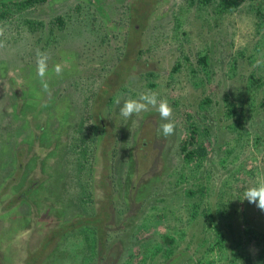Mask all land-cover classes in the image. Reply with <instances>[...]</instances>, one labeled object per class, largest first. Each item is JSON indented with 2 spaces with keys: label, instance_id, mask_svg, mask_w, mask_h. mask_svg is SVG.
Instances as JSON below:
<instances>
[{
  "label": "rangeland",
  "instance_id": "374dc122",
  "mask_svg": "<svg viewBox=\"0 0 264 264\" xmlns=\"http://www.w3.org/2000/svg\"><path fill=\"white\" fill-rule=\"evenodd\" d=\"M90 1L53 0L0 25V264H15L14 259L32 254L25 253V245L58 221L52 199L60 202L68 219L66 213L79 207L82 198L83 205L99 200L110 214L102 219L108 251L96 258L94 246L90 250L78 244L71 264L86 259L84 264H195L202 253L200 264L225 261L216 251L205 255L212 239L203 210L220 199L237 204L238 189L244 193L264 178V108L255 105L260 96L251 114H240L246 116L241 121L258 127L257 134L251 135L249 125L227 130L231 120L225 117L213 126L219 132L211 129L210 141H191L190 132L193 118L206 119L202 122L207 126L211 116L224 115V94L232 92L228 98L234 100L243 90L240 86L254 66L245 57L254 54L264 19L249 5L219 13L190 0H159L154 5L146 0L152 13L147 24L140 20L146 24L139 29L146 50L140 64L129 63L130 72L115 76L106 94L95 98L109 61L120 57L127 3ZM76 4L80 14L73 9ZM68 8L65 18L71 22L60 28L55 16ZM37 49L49 55V89L60 84L65 92L49 103L36 74ZM203 55L210 59L206 70L197 67ZM56 64L63 67L60 76L54 72ZM149 90L166 98L173 109L175 131L168 137L158 131L165 121L151 106L130 119L119 115L117 100L122 103ZM90 125H101L100 133ZM199 143L211 157L197 169L196 159L185 164ZM29 189L23 200L20 195ZM245 202L251 220L258 212ZM68 224L61 219L51 232ZM30 226L35 228L33 237L31 231L25 233ZM185 250L193 257L186 260Z\"/></svg>",
  "mask_w": 264,
  "mask_h": 264
},
{
  "label": "trees",
  "instance_id": "16d2710c",
  "mask_svg": "<svg viewBox=\"0 0 264 264\" xmlns=\"http://www.w3.org/2000/svg\"><path fill=\"white\" fill-rule=\"evenodd\" d=\"M52 2L53 0H0V25L3 26L5 25V23H10L14 15L27 13L28 11H32L34 8L36 9L40 6H44ZM150 2L154 5L157 4L159 0H151ZM150 2H147L146 0H126L127 5H125V21H127L128 25H126V32L121 37L122 51L118 53L120 57L109 61L106 77L102 80V85L98 89H101L99 91V94L97 93V91H95V98H100L101 95L106 94L108 87L112 86L111 83L114 81L113 78H115L116 75L126 73L128 72V70H130L129 66L131 64L129 63L135 62L136 64H140V61L138 60L146 50H144L142 40L140 38L141 31H139V29L148 23L147 19H149V16L152 13ZM190 3L210 6L219 13L233 12L249 5L250 9L253 10L256 15L264 19V0H190ZM73 9L77 14H80L79 5L76 4L75 8ZM69 10L71 9L68 8L64 12L58 13L55 16V22L60 28H64L65 25L68 26L66 24L67 21H65L64 18ZM76 20L77 22H80V17H78ZM132 20H134V24H132ZM140 20H145L146 24L141 25ZM29 22L32 24V21ZM260 25H264V21L261 22ZM37 26H39V24H37ZM261 28L262 26H258L257 31L261 30ZM130 37L132 38L131 43L134 42V44H132L131 46L135 53H133L131 46H128ZM138 39L139 45H137L136 43ZM130 53L132 54V56H130ZM256 55L259 57L255 58ZM245 58H247L246 60H249V62L254 63V66L250 68L248 74H246V78H244L243 80L242 86H240L243 88V90H239L236 93L234 100H229L228 98L231 94H233L232 92L229 91L227 94H224V115L222 116L221 113L219 114L218 118L215 119H213L211 116V121L207 123V126H205L202 122L206 119L202 120V118H199V116L193 118L192 130L190 132L191 141H195V139L202 140V137H206V139L210 141L209 137L211 129L213 128V126H216L220 121H222L224 117L225 119L231 120V122H229V124L227 125V130L229 131L236 128H241L244 125L245 128L247 125H249V127L247 128H252L250 126L251 124H249V120L241 121L246 116H240V114L244 111H249V114H251V111L253 112L255 105H259V109L264 108V33L260 34L258 45L254 50V54L251 52L249 56ZM197 61V67L202 70H206L207 66L209 65L210 59L207 55H203L199 57ZM257 61L260 62L259 65H257ZM124 64H127V68L125 69L122 68V65ZM1 65L3 66V63ZM7 73L8 75L13 74L12 71H9ZM119 83L120 82H118V84ZM14 93L19 95L17 98L19 104L21 102L20 89H17V93ZM63 93L65 92L63 90L60 91L59 84L57 86L51 87L50 92L43 93L42 97H45V99L48 100L49 103L53 98H58ZM54 94L57 96H55ZM258 95L261 99L260 103L254 105V100ZM205 102H207V100H205L204 103ZM201 106H203L202 102ZM230 116H233V119H231ZM90 126V128L93 130L99 127L97 125ZM215 130L217 129H214V133ZM257 130L258 127H256L254 131H251V135L253 136L257 134ZM217 132L219 131L217 130ZM183 150H185V148ZM206 153V146H203L202 143L197 144L187 154V162L185 165H189L192 159H196V168L198 169V167L202 166L203 161L206 158L209 159L211 157L210 152H208L207 154ZM31 190L32 189H29L23 192L20 197L23 200H26V197ZM220 190L225 191L224 189ZM242 193V189H238L236 191L235 195H237V204H234L233 202L231 204V201L229 202V199H226V201L224 202L220 199L216 200L213 206L207 205L203 210L205 230L206 232L210 233V237L212 239V245H210V247L205 250V255L211 254L216 251L218 254L222 255L221 259H225V261H221L219 264H254V260L252 259L254 258L253 255H255V260L257 259L258 263L256 264H264V212L259 210L253 204L252 206H254L255 210L258 213L256 215L254 214V216H252L253 218L249 220L248 216H246L248 214L245 213L247 212L246 202L245 200H243V198H241ZM251 249H254L255 254H250ZM183 253H187L186 260L193 257L191 255L189 256L188 250L183 251ZM175 254L176 253L171 255L169 258H173L174 256H176ZM203 256V253L201 256H197L196 258L198 260L197 262H195V264H200Z\"/></svg>",
  "mask_w": 264,
  "mask_h": 264
},
{
  "label": "flooded vegetation",
  "instance_id": "af4514ba",
  "mask_svg": "<svg viewBox=\"0 0 264 264\" xmlns=\"http://www.w3.org/2000/svg\"><path fill=\"white\" fill-rule=\"evenodd\" d=\"M88 1L91 3L90 0ZM64 20L66 21V18H64ZM70 22L71 21H68V23ZM93 25H94L93 22L90 21V26L93 27ZM118 75H116V77ZM98 126L99 129L96 132H99L100 130L101 125ZM52 200L54 205L57 206L58 208L57 213L55 214L56 217H58V221L52 225H48L50 227L45 229L41 235H38L40 236L39 238H36V240L34 241L32 240V244L29 247L28 244H26L25 242L26 244L25 253L26 250H32V254L27 255L23 259L22 258L17 259V261L16 259H14V263L27 264L29 262L28 264H71V260L73 258L72 252L77 251L75 250V247L78 244H85L89 247L90 250H91V246L92 247L94 246L93 249L96 248L95 249L96 258L98 256L102 257L104 255H107V251H108L107 227L102 222V219L105 216L109 217L110 214L106 209L101 208L102 206L101 202L99 200H89V203L83 205V201L85 199L83 200L82 198V200H79V207L72 209L68 213H66V215L69 218L65 219L64 215L62 216V214H64L63 207L59 208V206H61L60 202L57 201L56 199H52ZM84 209L86 210V212ZM93 215L96 218H92ZM61 219L67 221L69 224L63 227L62 229H60L58 233L54 231L52 233L51 231L57 228V224L61 221ZM32 222L34 221L32 220ZM84 223H87L88 225ZM29 231L32 232V237H33L35 233V228L32 226L26 227L25 233ZM92 236H94L93 237L94 243H92L91 241V239H93ZM35 246L37 250L35 249ZM10 258L13 261L12 257ZM86 261L87 259L80 264H84V262ZM91 262L92 260H90V263Z\"/></svg>",
  "mask_w": 264,
  "mask_h": 264
},
{
  "label": "clouds",
  "instance_id": "9594fccd",
  "mask_svg": "<svg viewBox=\"0 0 264 264\" xmlns=\"http://www.w3.org/2000/svg\"><path fill=\"white\" fill-rule=\"evenodd\" d=\"M3 34V30L0 29V35ZM48 61L49 55L39 49L36 51V74L40 78L41 87L43 91L50 92L49 84L46 80L48 73ZM257 61V65H259ZM54 72L57 76L62 75L63 67L61 64L54 65ZM119 105V115L124 119H130L134 115H138L141 112H147L149 107L155 108L158 112L162 123L158 131L164 136L168 137L174 134L175 123L172 120L173 109L170 106L166 98H161L155 91L149 90L141 93L136 98H127L122 103L117 100ZM243 200H247L248 203L254 204L259 210L264 212V178H258L254 184L249 186L243 193Z\"/></svg>",
  "mask_w": 264,
  "mask_h": 264
}]
</instances>
